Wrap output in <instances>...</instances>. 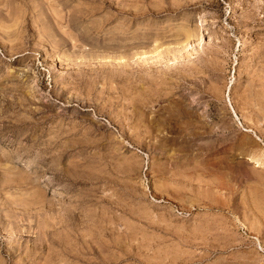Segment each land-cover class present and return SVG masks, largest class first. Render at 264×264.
Listing matches in <instances>:
<instances>
[{
  "label": "rangeland",
  "instance_id": "1",
  "mask_svg": "<svg viewBox=\"0 0 264 264\" xmlns=\"http://www.w3.org/2000/svg\"><path fill=\"white\" fill-rule=\"evenodd\" d=\"M263 86L264 0H0V264H264Z\"/></svg>",
  "mask_w": 264,
  "mask_h": 264
},
{
  "label": "bare ground",
  "instance_id": "2",
  "mask_svg": "<svg viewBox=\"0 0 264 264\" xmlns=\"http://www.w3.org/2000/svg\"><path fill=\"white\" fill-rule=\"evenodd\" d=\"M264 87V86H263ZM179 114V113H178ZM258 157V156H257ZM256 158V156H251L250 159ZM262 159V158H261ZM127 255V254H126ZM97 259V258H96ZM100 259V258H99ZM122 260V259H121ZM98 261V260H97ZM139 263V262H138Z\"/></svg>",
  "mask_w": 264,
  "mask_h": 264
}]
</instances>
